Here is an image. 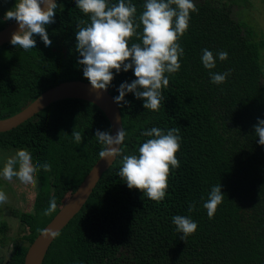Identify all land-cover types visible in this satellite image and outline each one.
<instances>
[{"label": "trees", "instance_id": "obj_1", "mask_svg": "<svg viewBox=\"0 0 264 264\" xmlns=\"http://www.w3.org/2000/svg\"><path fill=\"white\" fill-rule=\"evenodd\" d=\"M10 2L9 10L17 0ZM56 3L60 5L56 22L46 29L50 47L39 36L34 37L36 48L27 51L11 43L0 47V120L17 114L57 84L90 83L76 51L77 25L90 19L75 0ZM132 3L138 20L145 0ZM249 3L200 0L198 12L190 13L189 28L178 41L184 49L181 68L166 74L169 86L161 90L160 109H145L144 101L133 93L125 96L127 104L118 105L127 132L121 146L124 154L139 155V146L149 139L143 131L180 129V166L171 171L164 200L156 202L138 189H129L118 176L122 157H117L80 212L58 234L42 264H264V146L254 129L264 119V30H258L254 18L246 22L241 17ZM238 4L242 9H236V19L230 6ZM6 26L0 21V30ZM132 42L139 41L133 37ZM204 49L214 53L215 69L204 67ZM220 51L228 53L227 60L215 55ZM210 71L230 72V76L217 85L211 82ZM113 75L107 89L113 98L122 83L136 79L131 70ZM74 130L82 135L79 144L71 136ZM97 130L110 131L98 107L64 99L0 133V151L16 154L26 149L34 166H52L50 172L41 168L35 174L32 212L14 213L28 234L22 238L27 245L13 246L11 264H23L28 246L100 158L103 146L95 139ZM219 184L225 196L209 218L203 204L211 188ZM53 198L56 212L43 216ZM191 203L196 209L189 212ZM176 215L198 225L186 241L172 221ZM6 230L0 220V234Z\"/></svg>", "mask_w": 264, "mask_h": 264}, {"label": "clouds", "instance_id": "obj_2", "mask_svg": "<svg viewBox=\"0 0 264 264\" xmlns=\"http://www.w3.org/2000/svg\"><path fill=\"white\" fill-rule=\"evenodd\" d=\"M78 9L87 15L90 23L81 21L77 25L76 51L79 53L78 64L83 68V75L90 81L94 90L107 91L114 80L113 72L134 71L136 77L131 82L119 86V95L114 102L123 106L128 102L125 96L133 93L138 100H143L147 110L158 111L164 99L162 88H168L169 79L166 74L177 73L181 64L180 58L184 49L178 43L189 28L190 13L198 12L193 0H145L143 12L139 14L132 0H75ZM55 0H17L15 7L7 11L5 21L15 20L18 30L12 34L10 43L19 45L27 51L36 48L35 36H39L46 47L52 45L47 26L54 24L56 9ZM142 26V31H140ZM135 37L139 42L130 41ZM220 61L228 59L226 51L215 54ZM206 69L216 68L214 53L203 50L201 57ZM230 72L216 73L210 71L211 82L217 85L226 82ZM258 143L264 146V119L258 120L254 126ZM179 128L167 131L157 127L143 131L149 137L138 148L139 155L124 154L127 132L122 128L113 135L111 131L97 130L95 139L103 147L100 158L112 164L117 157H122V167L118 172L129 189H138L149 199L161 202L169 187L168 179L173 169H178L180 161L177 153L181 147ZM75 143L83 138L79 131H73ZM18 165V170L16 166ZM50 172V163L34 166L28 150H18L16 156L9 158L3 168L2 176L11 180L17 177L26 185L36 186L35 174L39 169ZM222 185H215L208 194L203 207L212 218L224 199ZM7 196L0 191V204L7 202ZM195 203L189 204V212L195 211ZM57 210V202L53 198L43 211V216H51ZM181 239L194 234L198 225L189 217L176 215L172 217ZM45 236L55 235L50 229H41Z\"/></svg>", "mask_w": 264, "mask_h": 264}, {"label": "water", "instance_id": "obj_3", "mask_svg": "<svg viewBox=\"0 0 264 264\" xmlns=\"http://www.w3.org/2000/svg\"><path fill=\"white\" fill-rule=\"evenodd\" d=\"M57 0H55L56 2ZM16 21L11 22L4 29L0 30V47L10 43L12 34L18 30ZM64 99H80L98 107L107 118L110 131L113 135L118 129H122L121 114L118 105L108 91L94 90L89 82L66 81L57 84L43 93L34 101L28 104L17 114L0 120V133L15 129L35 114L47 108L49 105ZM106 163L99 158L77 189L69 196L59 209L57 214L43 228L50 229L55 235L45 236L40 233L28 246L23 264H42L45 255L58 234L68 223L80 212L85 205L103 174L113 165Z\"/></svg>", "mask_w": 264, "mask_h": 264}, {"label": "rangeland", "instance_id": "obj_4", "mask_svg": "<svg viewBox=\"0 0 264 264\" xmlns=\"http://www.w3.org/2000/svg\"><path fill=\"white\" fill-rule=\"evenodd\" d=\"M248 1L250 2V6L245 8L247 12H242L241 17L244 15L245 20L250 17L254 18L258 30H264V0ZM1 2L0 21L7 22V25H9L10 21L4 20L5 13L9 11V5ZM6 2H8V0H6ZM193 2L199 4L200 0H193ZM230 9H232V17L237 19L238 17H236L235 14L237 13L236 9H242V5H231ZM246 22L248 21L246 20ZM15 156L16 154L11 151L10 153L5 150L0 151V191H3L8 198L6 203L0 204V220L5 222L7 226L6 232L0 234V264H11L10 259L14 245L19 243L24 246L27 245L25 241H22V238L28 234V230L26 227L21 226L14 213L32 212V203L37 190V183L35 187H32L31 185L22 183L17 177L7 180L2 176V171L7 160ZM16 170H18V165L16 166Z\"/></svg>", "mask_w": 264, "mask_h": 264}, {"label": "flooded vegetation", "instance_id": "obj_5", "mask_svg": "<svg viewBox=\"0 0 264 264\" xmlns=\"http://www.w3.org/2000/svg\"><path fill=\"white\" fill-rule=\"evenodd\" d=\"M1 1L4 2V4H8V5L11 4L10 0H8V2H6V0H5V1H4V0H0V2H1ZM2 2H1V3H2ZM13 21H14V20H10V23L13 22ZM8 23H9V22H8Z\"/></svg>", "mask_w": 264, "mask_h": 264}]
</instances>
